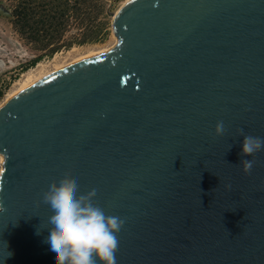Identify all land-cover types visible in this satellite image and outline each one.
Wrapping results in <instances>:
<instances>
[{"label":"water","instance_id":"water-1","mask_svg":"<svg viewBox=\"0 0 264 264\" xmlns=\"http://www.w3.org/2000/svg\"><path fill=\"white\" fill-rule=\"evenodd\" d=\"M113 30L0 107V264H54L42 195L67 172L125 221L116 264H264L239 133L264 138V0H128Z\"/></svg>","mask_w":264,"mask_h":264},{"label":"clouds","instance_id":"clouds-1","mask_svg":"<svg viewBox=\"0 0 264 264\" xmlns=\"http://www.w3.org/2000/svg\"><path fill=\"white\" fill-rule=\"evenodd\" d=\"M224 132L223 121L217 122L215 134L220 136ZM239 133L244 137L242 157H251L264 150V138L244 135L242 129ZM240 164L245 173H250L254 160L241 159ZM3 171L0 168V173ZM78 193L77 178L67 172L59 182H52L42 195L43 203L49 206L52 213L47 221L50 234L45 242L50 244L54 264H116L118 234L125 221L119 216L106 215L93 202L97 194L95 188L86 194ZM5 211L0 200V213ZM11 255L8 252L7 257Z\"/></svg>","mask_w":264,"mask_h":264},{"label":"rangeland","instance_id":"rangeland-1","mask_svg":"<svg viewBox=\"0 0 264 264\" xmlns=\"http://www.w3.org/2000/svg\"><path fill=\"white\" fill-rule=\"evenodd\" d=\"M125 1L87 0L83 14L70 20L64 35L46 45L45 41H29L14 27L11 19L17 0H0V5L12 12V16L0 14V91H4L0 105L29 72L36 75L50 71L57 64L113 46L116 43L113 16ZM92 33L98 36L97 41L85 39Z\"/></svg>","mask_w":264,"mask_h":264},{"label":"trees","instance_id":"trees-1","mask_svg":"<svg viewBox=\"0 0 264 264\" xmlns=\"http://www.w3.org/2000/svg\"><path fill=\"white\" fill-rule=\"evenodd\" d=\"M87 0H17L13 9L12 23L16 30L31 42L45 41L64 35L71 19L83 14ZM88 36V35H87ZM85 37L98 40L97 35ZM90 38V39H89ZM4 91H0V97Z\"/></svg>","mask_w":264,"mask_h":264},{"label":"bare ground","instance_id":"bare-ground-1","mask_svg":"<svg viewBox=\"0 0 264 264\" xmlns=\"http://www.w3.org/2000/svg\"><path fill=\"white\" fill-rule=\"evenodd\" d=\"M127 1H128V0H126V1L124 2V4H125ZM118 12H119V11H118ZM118 12H117V13H118ZM117 13L113 16V19H114V20H116V18H117ZM114 34H115V32H114ZM115 36H116V42H117L118 37H117L116 34H115ZM109 48H110V47H109ZM109 48H104V49L99 50V51H97V52H95V51L90 52L89 54L84 55V56H81V57H78V58H75V59H73L72 61H70V62H68V63L66 62V63L57 64V65L54 67V69H52V70H50V71H46V72H44V70H43V71H40V72H39L38 74H36V75H33L32 72H29V73L27 74L26 78H25L23 81L21 80V81L18 83V84H19L18 87H16V89H14L12 92H10V93L7 95L6 99L4 100L3 103H1L0 107L3 106L4 103L7 102V101H8L11 97H13L16 93H18L19 91H21V90H23L24 88L28 87L29 85H31L32 83H34V82L37 81L38 79H40V78L44 77L45 75L51 73L52 71L58 70V69H60V68H62V67H65L66 65H69V64H71V63H73V62H76V61H78V60H81V59H84V58H87V57H90V56L96 55V54H98V53H101V52H103V51H106V50L109 49ZM0 159L3 161V160H4L3 156L0 155ZM2 163H3V162H2Z\"/></svg>","mask_w":264,"mask_h":264}]
</instances>
